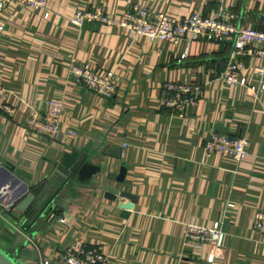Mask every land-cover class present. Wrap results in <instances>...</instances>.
Segmentation results:
<instances>
[{"label": "crops", "instance_id": "1", "mask_svg": "<svg viewBox=\"0 0 264 264\" xmlns=\"http://www.w3.org/2000/svg\"><path fill=\"white\" fill-rule=\"evenodd\" d=\"M135 3L177 22L227 7L244 26L264 30V0H46L47 18L22 7L1 12L0 85L10 89L6 103L13 110L0 113V247L19 264H39L76 241L108 254L106 264H264V233L252 228L254 211L264 209V91L216 78L228 43H152L115 25L69 22L77 8L100 6L117 15ZM71 56L99 73L113 69L115 94L104 98L70 79ZM240 80L258 82L248 66ZM167 81L201 84L203 96L177 111L164 104ZM49 98L63 103L56 141L26 127L30 109L43 110ZM211 130L246 136L247 152L235 161L208 151ZM74 152L71 164L87 161L99 171L86 180L73 175L44 215L24 226L29 216L15 204L31 193L51 196L50 179ZM106 186L135 195L126 216L128 199L107 198ZM215 221L226 234L211 262L214 247H195L185 230Z\"/></svg>", "mask_w": 264, "mask_h": 264}, {"label": "built area", "instance_id": "2", "mask_svg": "<svg viewBox=\"0 0 264 264\" xmlns=\"http://www.w3.org/2000/svg\"><path fill=\"white\" fill-rule=\"evenodd\" d=\"M17 7L39 10L44 18L50 14L46 0H0V13ZM69 22L76 26L87 23L115 25L121 27L131 39L145 37L152 43L156 41L179 43L193 39L228 43L231 45L230 55L224 68L216 72V78L220 79L224 86L243 85L254 92L264 91V30L244 26L237 14L227 7H218L210 15L197 11L177 22L166 11H155L139 3L133 4L117 15L106 12L100 6H94L75 9L69 16ZM2 29L3 25L0 21V31ZM249 58H258L260 63L253 62L248 65L246 59ZM247 66L257 77V84L244 83L240 80V74ZM66 68L70 79L97 95L111 98L115 94L117 75L113 69L99 73L89 63L79 61L72 56ZM163 87L168 91L164 104L177 111H182L187 104L196 103L203 96L202 85L198 83L167 81ZM10 92V89L0 85V113H10L13 110L6 103ZM62 112V101L49 98L45 101L43 110L30 109L26 118V127L32 133L53 141L59 140L61 133L58 125ZM248 142L246 136H234L211 130L207 135L205 146L208 151L228 155L233 160L239 161L247 152ZM252 228L264 233V209L254 211ZM225 234L219 221H215L210 226L186 224L187 241L195 247L206 244L214 247V251L207 259L211 262L224 246ZM108 257V254L98 247H89L85 241H76L57 256L42 257L39 264H106Z\"/></svg>", "mask_w": 264, "mask_h": 264}, {"label": "water", "instance_id": "3", "mask_svg": "<svg viewBox=\"0 0 264 264\" xmlns=\"http://www.w3.org/2000/svg\"><path fill=\"white\" fill-rule=\"evenodd\" d=\"M111 150L113 156L119 157V153ZM75 155V152L72 155H66L65 159L60 163L55 176L50 179L51 183L55 186L53 194L47 199H43V196L40 194H28L15 204L16 211L23 212L26 216H29V220L24 221L23 225H31L36 219L44 215V207L49 199H55L57 191L62 187V185L73 175L77 176L78 180H86L91 177L92 174L99 171V166L94 165L87 161H76L74 164L69 162V159ZM120 175L116 177L118 181H121L124 177L125 167L120 169ZM111 178V176H108ZM105 196L109 199H114L115 196L125 197L128 199L123 203V214L126 216L129 210L132 208L135 202V195L129 193L128 191L119 190L110 186L105 187ZM46 198V197H45ZM62 218L63 215L59 214ZM21 238V237H20ZM0 264H19L15 256L10 250H6L0 247Z\"/></svg>", "mask_w": 264, "mask_h": 264}]
</instances>
